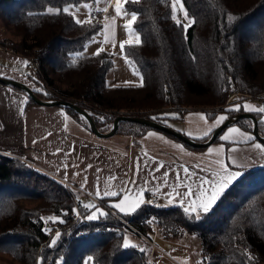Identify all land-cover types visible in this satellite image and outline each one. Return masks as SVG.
<instances>
[{"label": "trees", "instance_id": "obj_1", "mask_svg": "<svg viewBox=\"0 0 264 264\" xmlns=\"http://www.w3.org/2000/svg\"><path fill=\"white\" fill-rule=\"evenodd\" d=\"M98 1L0 0V17L18 38L13 39L18 55H32L38 61V71L25 77L40 98L78 104L100 130H107L119 114L168 124L195 106H203L201 110L211 119L234 92L263 100L264 0H182L184 11L195 21L186 30L181 26L184 21L178 25L173 19L171 0L124 1V8L136 13L133 28L141 44L126 45L122 54L143 76L142 87L140 83L107 84L106 72L115 55L106 50L99 56L94 55L96 51L83 52L101 28L99 18L88 16L92 8L87 10ZM48 7H69L75 16L63 11L47 14ZM76 19H90L91 23L78 24ZM54 77L66 83L64 88L52 87H56ZM26 98L27 103H35ZM62 107L88 127L75 110ZM123 108L127 112L116 111ZM241 111L242 106L225 115ZM251 112L264 136V114ZM232 124L251 132L247 118ZM148 128L152 127L121 120L115 133L137 136ZM238 170L242 176L209 212L198 210L199 218L180 205L154 207L146 202L133 213L120 214L151 239L150 215L165 232L179 226L196 232L201 243L199 264H259L264 262V162ZM76 196L60 179L18 157L0 153V250L11 253L21 264H82L84 256H92L96 264H151L144 246H123L124 231L118 229L123 222L112 214L72 221V212L88 214L92 210L83 209V201L76 205ZM22 199L38 203L25 207ZM91 204L98 206L94 201ZM42 210L60 218L56 222L62 225L61 236L55 246L51 241L57 231L48 235L43 230ZM66 229L69 232L65 233Z\"/></svg>", "mask_w": 264, "mask_h": 264}, {"label": "crops", "instance_id": "obj_2", "mask_svg": "<svg viewBox=\"0 0 264 264\" xmlns=\"http://www.w3.org/2000/svg\"><path fill=\"white\" fill-rule=\"evenodd\" d=\"M124 1L121 0L120 15H117L115 11V0H99L87 9L89 11L96 6L100 9L107 8V12L103 11L99 17L101 28L86 44L83 49L84 53H93L103 47L115 55V60L124 58L122 63L128 64L119 45L122 41L129 39V31L125 28V24L131 19L130 14L133 12L124 8ZM125 12L128 15H124ZM104 24H109L110 28H103ZM132 30L138 33L134 28ZM105 34L108 35L109 41L102 43ZM24 60L25 58L18 54L0 51V76L29 84L23 74ZM114 64L115 61L106 72L107 84L140 83V75L137 76L133 69L115 74L112 70ZM128 73H130L129 77ZM125 78H131L132 81H122ZM240 104L242 108L245 104L264 107L262 106L264 98L259 101L257 98L249 96L243 98ZM244 110L246 109L244 108ZM200 114L206 116L200 109H189L183 113L181 119L168 121V125L192 138H200L203 132L215 123L216 117L224 115L218 113L205 121L201 119ZM233 127L240 129L241 133L251 135L253 139L247 140L239 133H233L230 140H222L221 137L228 133L229 128ZM149 133L153 135L150 136ZM257 143L263 145L254 138L252 132L237 124L226 126L219 133L216 141L199 149L189 147L178 139L154 128H148L137 136L121 133L105 137L97 136L64 107L27 103L26 95L22 91L0 83V153L18 157L82 190L85 195L103 200L107 206L118 213L121 212L112 205L118 203L123 195L104 196L105 190L120 192L121 189H124L123 194L129 195L131 198L135 197L139 188H143L144 200L148 193L154 192L159 196L161 204L180 205L185 208L188 206L187 202L181 204V198L175 196V193L172 197L167 195L172 191L168 185L184 181V168H188L189 173H195L191 177V181H187L193 182L192 187L195 192L199 177L212 178V171L218 168L215 163L217 159H224L230 170H238L242 166L264 162V150L254 147ZM209 149L213 150L211 154ZM218 149H223L220 156L217 155L216 150ZM232 160H235V163H232ZM161 162L163 167L160 166ZM165 172L168 173L167 177L164 176ZM177 173L180 174L179 181ZM110 177L115 179L109 181ZM165 179L167 185L164 183ZM98 187L101 192L99 197L96 195ZM157 187H159V192L155 191ZM178 190L182 193L186 188L180 187ZM87 195L84 196L86 202L82 200L83 198L81 200L84 203H92L93 200ZM170 199L171 202H169ZM155 231L153 229L152 239L156 243L162 244L165 249L160 246L163 251L159 252L158 249L153 251L154 253H150V259L152 261L155 257L160 259L163 255L171 260L170 252L178 250L171 247L172 244L164 236V233L161 235L159 231L156 233ZM195 233L184 230L181 235L186 238ZM180 251L184 253L181 255L183 258L181 263L191 264V258L187 257L183 250ZM171 261L176 264L174 260Z\"/></svg>", "mask_w": 264, "mask_h": 264}, {"label": "snow or ice", "instance_id": "obj_3", "mask_svg": "<svg viewBox=\"0 0 264 264\" xmlns=\"http://www.w3.org/2000/svg\"><path fill=\"white\" fill-rule=\"evenodd\" d=\"M125 2H133V0H125ZM136 2H138V0H136ZM86 7H88L86 5ZM171 8L173 11V19L176 20V23L178 25H181V21L179 19H177L175 13L177 12L178 8L180 10H183L184 5L182 3V0H172L171 3ZM61 11H63L64 13L70 14L75 16L74 12L70 11L69 7H64L62 10L59 8H52V7H48L46 12L47 14H59ZM101 11L107 12V8L101 9ZM115 11L117 13V15L121 14V0H115ZM124 15H128V13H123ZM131 19L127 21V23L125 24V28L128 29L129 31V39L124 40L120 43L119 47L121 48V50H123L125 48V46H133V45H139L141 44V39L138 33L134 32L132 30L133 28V23L136 21L137 16L136 13H131ZM184 16L187 18L188 14L186 11H184ZM115 18L113 17V20ZM229 19H231V17H229ZM78 24H83V23H91V20H87V21H81L79 19H76L75 21ZM194 20H188L187 23L182 24L181 26L186 30L192 23H194ZM105 29H109L110 25L109 24H104L102 26ZM134 37V39H133ZM109 41V37L107 34H105V39L102 43H107ZM113 46L115 47V44H113ZM105 49L103 47H100L97 49V51L94 53V55L99 56L102 52H104ZM125 59L127 60V57H125ZM25 64H27V61L24 62ZM129 63H132L131 61H129ZM137 75H140L139 72L134 68L133 69ZM138 86H143V76H140V84ZM243 107L248 110V111H256L258 113L264 114V107H254L250 104H245L243 105ZM241 105L237 104L235 106H233L232 109H230V111H238L240 110ZM21 111H23L21 109ZM165 116L168 115H176V114H164ZM201 119H204L205 121L207 120V117L204 116L203 114H200ZM155 119V117H154ZM228 119V116L226 115H220L218 117L215 118V123L211 126H209L202 134V136L200 138H205L207 137L215 127L219 126L220 124H222L224 121H226ZM233 133H239L241 136H244L247 140H252L253 137L251 135H247L244 133L240 132V129L238 128H229L228 129V133L225 134L224 136L221 137L222 140L224 141H228L231 139V134ZM149 135H153L152 133H149ZM179 147V146H177ZM255 148L257 149H261L264 150V145L261 144H255L254 145ZM212 149H209V153H212ZM217 151V155L220 156L223 153V149H218ZM218 166L217 169L212 171V178H206V177H199L198 178V183H197V188L196 191L193 192V187H192V183L193 182H187V181H191V177L193 175H195V173H189L188 168H184L183 171L185 173V177H184V181H181L177 184L174 185H168L169 187L172 188V191L169 192L167 195L168 197H172L173 193H175V196L180 197V203L184 204L185 202H187V207L184 208V211L186 213L189 214H197L196 218H199V211H202L204 213L209 212V210L212 208V206L217 202V200L220 198V196L222 195V193L237 179H239L242 176V172L239 170H230L229 166L225 163L224 159H217V161L215 162ZM232 163H235V160H232ZM161 167H163V163L161 162L160 164ZM89 167H91V165H89ZM197 167H199V165H197ZM137 168H139V165H137ZM168 173L165 172L164 176L167 177ZM177 179L178 181L180 180V174L177 173ZM114 177H110L109 181L114 180ZM164 183L167 185V180L165 179ZM180 187H185L186 190L184 192H180L178 189ZM124 189H121L120 192L117 191H109V190H105L103 192L104 196H109V197H118L123 195V198L118 202L113 204L112 206L115 207L119 212L124 213V214H129V213H133L135 212L138 208H140V206L145 202L144 198H143V192L144 189L143 188H139L135 197H129V195L127 194H123L124 193ZM131 191V190H129ZM149 191H152V189H149ZM156 192H159V187H157L155 189ZM96 195L99 197L101 196V192L99 190V187L97 188L96 191ZM193 197H195L193 199ZM171 202V199L170 201ZM85 208H90V209H94V211L91 212L90 215L86 216L85 219L86 220H97L102 216H106L108 215V213L104 212L102 209H99L98 207H96V205L94 204H86L84 205ZM199 210V211H198ZM77 216H79V212L76 213ZM45 219V222L47 221H52V222H56L57 220H59L60 218L57 216H49L47 218H43ZM61 223H63V220H60ZM152 221H149V223H151ZM45 231H51L50 229H45ZM61 233L59 231L56 232L55 237L52 239L51 243L53 246H55V244L57 243V241L60 239ZM124 247H128L130 246V241L128 239H124V243H123ZM93 262V257L89 256L87 257L85 264H92Z\"/></svg>", "mask_w": 264, "mask_h": 264}, {"label": "rangeland", "instance_id": "obj_4", "mask_svg": "<svg viewBox=\"0 0 264 264\" xmlns=\"http://www.w3.org/2000/svg\"><path fill=\"white\" fill-rule=\"evenodd\" d=\"M171 3H172V0H171ZM176 17L181 20V21H184V23L186 21L189 20V16H187V18L184 16V9L183 10H180L178 8L177 12H176ZM0 35L1 36H10L11 38L13 39H18L15 35H13L9 28L5 25V23L3 22V20L1 19L0 17ZM96 38V37H95ZM96 40V39H95ZM124 60L123 59H116L115 60V56L113 57V63L115 61V64L113 65V68L112 70L116 73H121L125 70H128V69H134L132 64L129 63V59L127 58L126 62L128 64H123L122 61ZM127 76L129 77L130 76V73L127 74ZM138 76V75H137ZM54 79L56 80L55 81V86L53 84L52 87L54 89H57V88H64V86L66 85V83L58 80L56 77H54ZM122 81H132L131 78H125L123 79ZM60 84V85H59ZM129 84H135V83H131L129 82ZM46 85H49V84H46ZM35 88V87H34ZM37 89H39V87L37 86L36 87ZM250 95H246V94H243V93H237V92H234V93H231L228 97H227V100H226V103H224L221 107L222 111L221 112H218V113H222V114H228V112L230 111V109L233 108V106L237 105V104H240L241 100L243 98H247L249 97ZM261 96H263L264 98V89L261 93ZM251 97V96H250ZM259 98V97H258ZM257 98V99H258ZM240 99V100H238ZM259 100V99H258ZM236 101H239V102H236ZM260 101V100H259ZM189 108H192V107H189ZM204 108L203 106H195V108L193 109H202ZM104 110V108H103ZM107 110V109H106ZM244 110V108H243ZM116 111H118L119 113L120 112H127L126 109H117ZM217 113V114H218ZM223 130V129H222ZM256 139V138H255ZM259 141V140H258ZM64 186L67 187L69 190H71L72 193H74V195H77L78 197L80 198H83L82 200H84V202H86L87 200L85 199L86 196L84 194V192L80 189H77V188H74L72 185H68V184H65L64 183ZM83 194V195H82ZM89 196V195H87ZM90 198V196H89ZM103 201V200H102ZM104 202V201H103ZM21 203L25 206V207H35L38 203V200H29V199H22ZM89 202L85 203V204H88ZM99 208V207H98ZM99 209H102L104 212H108L109 214H112L113 216H115L117 219H119V217L117 215H115L116 212H112L110 211L108 208V210L105 208V207H101ZM92 211H94V209H92ZM92 211H89V213L87 214L90 215ZM72 214V221L73 220H78L76 218H74L73 216V212L71 213ZM40 215L43 218H47L49 216H57L56 214H54L53 212H51L50 210H42L40 212ZM119 215L122 217V215L119 213ZM58 217V216H57ZM154 218H152V215H150L149 217H147V221H152L150 223V226L152 227V229H155L156 231H159L162 235V233H164V236L170 241V243L172 244V248L178 250V251H175V252H170L171 255V258L169 256V258L171 260H174L176 262V264H182L181 261H183V258L181 257L182 254H184L183 252H181L180 250H183L186 254L187 257L191 258V264H199V260H200V251H199V247L201 245L200 243V237L198 234H191L189 235L188 237L184 238L183 235H181V233L184 231V229L179 226L177 227L174 231H170V230H167L166 229V232L164 231V229H162V227L160 225H157L156 222L153 220ZM45 220V219H44ZM120 220V219H119ZM52 222V221H51ZM67 224V223H66ZM56 225H59V229H57L56 231H60L61 230V224H58L57 222H55V226ZM119 225V224H118ZM48 229L50 228L49 226H46ZM118 229H120V225L118 226ZM155 231V233H156ZM69 232V229H66L65 233ZM158 232V234H159ZM145 236H147L146 234H144ZM124 239H128L130 241V243H134V244H137L139 243V247H143L148 251L149 253V257H150V253H154L153 251H157V249L160 251H163L162 248L165 249V247L160 244V243H156V241L154 239L150 240L151 238H143V237H138L134 232H128L127 230H125L123 232V236H122V241L124 243ZM158 241V240H157ZM162 248H161V247ZM156 249V250H155ZM173 249V250H174ZM167 253V252H166ZM165 254V253H164ZM88 256H84L83 258V261H82V264H85V261L87 259ZM177 259H175V258ZM198 258V259H197ZM171 260H169L167 257L165 256H161V258H157L155 257L153 259V261L155 262V264H175L174 262H172ZM179 260V261H178ZM151 261V264L154 262ZM196 261V262H195ZM195 262V263H194ZM0 263L1 264H21V262L19 260H17L16 258L12 257L11 256V253L7 252V251H4V250H0ZM92 264H96L94 262H92ZM259 264H264V262H261Z\"/></svg>", "mask_w": 264, "mask_h": 264}, {"label": "water", "instance_id": "obj_5", "mask_svg": "<svg viewBox=\"0 0 264 264\" xmlns=\"http://www.w3.org/2000/svg\"><path fill=\"white\" fill-rule=\"evenodd\" d=\"M0 83H3L5 85H11V86H16L19 89H21L31 100H33L35 103L42 104V105H59V106H65L69 107L72 110H75L78 114H80L85 120L86 123L89 127V129L96 134L97 136H109L112 135L116 132L118 122L121 120H131L134 122H138L141 124L148 125L152 128L159 129L162 131H165L174 137H177L181 141L187 143L190 146L194 147H205L209 145L210 143L213 142L217 134H219L222 129H224L226 126L234 123L240 118H247L251 122V132L253 136L259 140L263 145H264V136H262L257 127V119L256 116L251 112V111H241L237 112L231 116H228V119L224 121L222 124L219 126L215 127L213 131L209 134V136L206 139L203 140H198L196 138H192L183 132L169 126L166 123H161L154 121L152 119L143 117V116H136V115H126V114H119L113 118L111 121V125L107 130H100L96 126L94 120L90 116V114L81 106L78 104L67 100V99H42L40 98L26 83H24L21 80H16L13 78L5 77V76H0Z\"/></svg>", "mask_w": 264, "mask_h": 264}, {"label": "built area", "instance_id": "obj_6", "mask_svg": "<svg viewBox=\"0 0 264 264\" xmlns=\"http://www.w3.org/2000/svg\"><path fill=\"white\" fill-rule=\"evenodd\" d=\"M103 14V11H101L100 8L94 6L88 13V16L89 18L91 19H96V18H99L101 15ZM0 51L1 52H5V53H12V54H18V51L16 50V48L14 47L13 45V38H11L10 36H1L0 35ZM25 61H27V64H23L24 65V76H30V75H33L35 74L37 71H38V61L32 56V55H29L27 57H24ZM65 184H68L66 182H64ZM70 185V184H68ZM74 187V186H73ZM76 188V187H74ZM78 189V188H77ZM90 196V195H89ZM90 198L101 208L102 206L105 207L106 209L108 208L110 211H114L116 212L115 215H117L119 217V219L122 220L123 222V225L120 227L121 230L125 231L127 230L128 232H134L138 237H143L145 239L149 238L148 236H145L143 232H141L140 230H138L136 227H134L129 221H127L124 217H121L119 215V213L115 210H113L112 208H110L109 206L106 205L105 202H103L102 200L98 199V198H95L93 196H90ZM74 201L76 203V205H79V204H83L82 200L80 197L76 196L74 198ZM146 203L148 204H151L152 206L156 207L158 205L161 204L160 202V199H159V196L154 193V192H150L148 193L146 196H145V200H144ZM82 202V203H81ZM84 205L86 204H83L82 205V208L83 209H87L84 207ZM107 209V210H108ZM79 212V216L76 215V213ZM89 213V212H88ZM74 218H77L79 219V221L85 219V217L87 216V214H82L80 211L76 210L75 214H73ZM43 220V223H42V227H43V230L45 231V229L47 228L46 226H49L50 230L51 231H46L49 234L55 232L59 226L56 225L51 222V221H47L45 222L44 219ZM48 229V228H47ZM152 240V239H150ZM153 262V261H152ZM153 264V263H152Z\"/></svg>", "mask_w": 264, "mask_h": 264}]
</instances>
